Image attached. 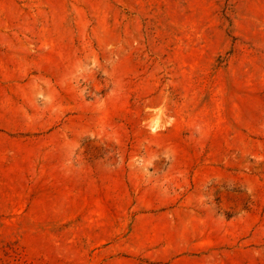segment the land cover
Returning a JSON list of instances; mask_svg holds the SVG:
<instances>
[{
	"label": "rangeland",
	"instance_id": "obj_1",
	"mask_svg": "<svg viewBox=\"0 0 264 264\" xmlns=\"http://www.w3.org/2000/svg\"><path fill=\"white\" fill-rule=\"evenodd\" d=\"M0 264H264V0H0Z\"/></svg>",
	"mask_w": 264,
	"mask_h": 264
}]
</instances>
